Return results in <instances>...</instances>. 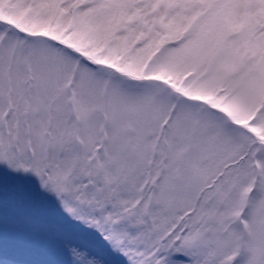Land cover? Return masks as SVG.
I'll use <instances>...</instances> for the list:
<instances>
[{
	"label": "snow or ice",
	"instance_id": "obj_1",
	"mask_svg": "<svg viewBox=\"0 0 264 264\" xmlns=\"http://www.w3.org/2000/svg\"><path fill=\"white\" fill-rule=\"evenodd\" d=\"M0 264H264V0H0Z\"/></svg>",
	"mask_w": 264,
	"mask_h": 264
}]
</instances>
